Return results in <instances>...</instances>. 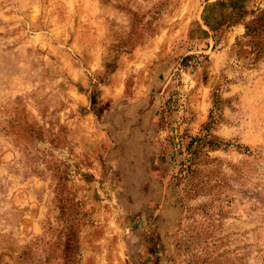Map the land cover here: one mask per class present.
I'll return each mask as SVG.
<instances>
[{"label": "rangeland", "instance_id": "obj_1", "mask_svg": "<svg viewBox=\"0 0 264 264\" xmlns=\"http://www.w3.org/2000/svg\"><path fill=\"white\" fill-rule=\"evenodd\" d=\"M0 264H264V0H0Z\"/></svg>", "mask_w": 264, "mask_h": 264}, {"label": "crops", "instance_id": "obj_2", "mask_svg": "<svg viewBox=\"0 0 264 264\" xmlns=\"http://www.w3.org/2000/svg\"><path fill=\"white\" fill-rule=\"evenodd\" d=\"M158 75L159 74H157V76ZM118 118L120 119L118 121L119 128L122 130V132L119 133V143L121 144L120 151L122 154L132 151L136 153V158H140L142 155L141 151L152 150V152H155L158 149L156 141L159 132L156 131L154 133L155 129L158 127V121L153 113L149 111L140 114L134 112L128 121L122 119L121 116H118ZM148 138L152 143L148 141ZM124 156H126V154Z\"/></svg>", "mask_w": 264, "mask_h": 264}]
</instances>
